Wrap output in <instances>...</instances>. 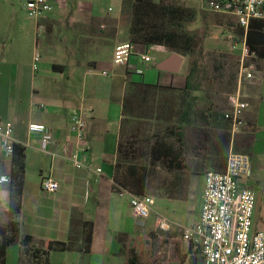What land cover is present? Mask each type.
Listing matches in <instances>:
<instances>
[{
	"label": "crops",
	"instance_id": "1",
	"mask_svg": "<svg viewBox=\"0 0 264 264\" xmlns=\"http://www.w3.org/2000/svg\"><path fill=\"white\" fill-rule=\"evenodd\" d=\"M29 1L32 0H26ZM66 3L44 19L24 25L19 21L17 0H0V121L12 123L16 144L24 150L22 174H17L13 161H5L2 169L13 181L0 189V217L9 216L12 209V193L17 187V183L13 184L14 179L22 182L16 216L20 234L8 249L7 264H126L124 243L119 241V236L134 238L157 229L163 209L152 206L150 217L143 220L145 225L139 231V219L119 200V197H125V192L121 195L113 189L125 96L133 84L183 89L189 64L185 65L187 58L164 46L138 45L129 63L117 65L114 51L118 45L129 42L125 39L124 29L127 27L125 22L131 18L133 0H118L116 6L96 0ZM60 13L65 15L58 16ZM62 23H72L75 30L79 29V39L89 42L83 51L94 53L105 40L111 41L109 50L91 54L89 59L69 44L55 43L50 48L49 31L57 28L56 33H59L58 25ZM40 30L45 33L46 41H39ZM12 36L8 51L4 44ZM152 49L161 53L160 58L151 56ZM36 53L41 55L40 63L51 65L39 76H35L33 70ZM29 54H32L31 78L27 75L30 65L21 61ZM142 54L149 55L152 61L144 62ZM5 55H8L7 59ZM162 64H166L165 70L159 68ZM243 92L249 103L244 114L245 128L237 137L232 133L227 137L224 153L229 154L236 144L240 146L242 141L249 139L245 154L251 158L252 174L241 179L252 189L251 186L264 182V63L257 68L255 81L246 84ZM75 109L85 112L87 122L89 154L83 169L75 168L63 154L68 144L76 150L77 138L70 129V115ZM31 124H42L49 129L53 137L49 146L51 154L42 150V135L29 131ZM216 151L207 147L197 157L205 166H217L212 159ZM98 168L102 169V174L97 173ZM31 173L38 176L29 180ZM49 177L59 183V190L54 194L44 191L41 186ZM203 190L204 181L199 210L185 222L173 220L171 228L165 229L166 232L171 230L168 234L173 236L167 249L173 260L166 264L198 263L200 253L184 240L183 231L200 218ZM160 200L163 208H167L166 204H183L165 198ZM74 216L94 224L88 254L79 249H56L55 243H68ZM25 237H31L32 241L29 244L23 242ZM78 246H82V240Z\"/></svg>",
	"mask_w": 264,
	"mask_h": 264
},
{
	"label": "rangeland",
	"instance_id": "2",
	"mask_svg": "<svg viewBox=\"0 0 264 264\" xmlns=\"http://www.w3.org/2000/svg\"><path fill=\"white\" fill-rule=\"evenodd\" d=\"M67 4L74 2H83L85 0H62ZM106 5H115L118 0H96ZM26 0H17L19 21L25 25H32L35 19L28 15L25 9ZM165 3L185 8H196L200 10V18L192 23L190 26L182 30H176L182 40L194 37L195 46H193L194 55H188L187 62L189 64V71L195 59H200L202 68L200 73V87L199 91H192L189 94L185 92V88H150L146 86L131 87L127 91L125 112L121 122L119 133V141L122 144V150L117 162L120 164L118 172L119 177L131 176V168H135L139 173L147 174V191L146 195L153 198V207H162L160 214L161 222L157 229L149 231L148 234L135 236L134 238L127 237V245L132 242L142 243L144 248L146 241L151 238H156V246L163 254L168 249L172 241V235L165 231L167 227L171 228L173 220L186 221L191 215L200 208V196L203 189L204 176L207 170L214 169L216 171H223L227 162L228 153H224L227 148V137L232 133V127L228 121L220 122L218 125H213V118L216 114L225 115L230 110V98L236 92L234 90V78H238L239 71V54L233 50L234 40L238 39L235 32L228 29V21L233 19L222 17L212 13L204 12L200 9V0H157V3ZM134 3V2H133ZM104 6V5H103ZM61 5H55L52 13L60 9ZM131 18L125 22L127 26L125 31V39L130 42V31L133 18V4L131 6ZM65 13H60L58 16H64ZM106 15V10H105ZM113 15V14H111ZM164 21H156L160 27L164 26ZM59 33L57 28L49 31L48 44L51 48L55 43H60L62 46L72 45L81 56L89 59L92 55L106 52L111 46V41L105 40L98 51L89 53L84 50L88 47V41L80 40L78 33L79 29L75 30L73 24L62 23ZM123 27V23H122ZM121 27V28H122ZM102 31H105L102 29ZM39 41H46L45 33L40 30ZM13 36L4 44L6 48L13 42ZM33 44L31 45V47ZM33 50V48H30ZM168 49V48H167ZM42 52V49H38ZM81 51V53H80ZM151 56L160 58L161 53L157 50H151ZM40 54V53H39ZM67 55V53H65ZM106 54V53H105ZM51 56V55H50ZM105 56V55H104ZM53 58V56H51ZM5 59L8 55H5ZM32 54L22 58L26 61L27 75L31 78L30 60ZM262 65V62H259ZM49 65V64H48ZM44 63L38 64V70L34 72L35 76H39L50 69ZM188 104L192 105V114L196 123L194 125H184L183 132L185 134L184 140V163L186 169L183 171H171L163 163H154L151 158V147L156 140H161L167 144L174 145L179 148L177 135L174 131L180 125L181 114L188 110ZM114 108V107H113ZM111 128L113 126L111 125ZM230 131V132H229ZM241 133V132H239ZM237 133L235 137L238 136ZM233 134V133H232ZM236 141L235 143H237ZM249 139L242 141L241 145H235L233 151L238 153H247ZM212 148L216 151L215 157H212L213 162L217 166H205L200 159L199 153L205 148ZM30 179L38 176L31 173ZM242 179L245 185L246 180ZM256 195V210L254 214V228L256 230H264V182L261 184L251 186ZM124 193L123 197H119L123 206L131 208V195L127 191L120 190ZM127 192V193H126ZM130 194V193H129ZM16 196H18L16 194ZM120 196V195H119ZM169 197V198H168ZM160 198H165L171 201L183 202L177 204L180 206H173V204H166L167 208H163ZM15 206L18 204V198L14 202ZM184 205V206H182ZM132 210V208H131ZM9 216L0 217V226L6 231H9L11 220H17V217ZM162 224H166V228H162ZM169 228V229H170ZM148 229V227H147ZM146 229V230H147ZM185 230V228H184ZM184 232V231H183ZM181 234V233H180ZM146 249V248H145Z\"/></svg>",
	"mask_w": 264,
	"mask_h": 264
},
{
	"label": "built area",
	"instance_id": "3",
	"mask_svg": "<svg viewBox=\"0 0 264 264\" xmlns=\"http://www.w3.org/2000/svg\"><path fill=\"white\" fill-rule=\"evenodd\" d=\"M200 9L222 17L234 19L243 35L235 39L233 50L239 54L237 90L230 98V110L225 120L230 123L235 136L245 128L244 114L249 103L243 92L246 84L256 79L257 66L247 48L248 31L254 21H264V0H200ZM62 0H32L26 3L28 15L44 19L52 13L55 5L64 4ZM138 44L131 42L118 45L114 51V63L125 65L136 53ZM144 62H151L147 54H142ZM33 70H38L41 55H34ZM107 73L104 72V75ZM70 129L77 138L76 150L67 145L63 154L75 168L86 167L89 144L86 141V115L83 110L75 109L70 115ZM31 133L42 135V150L48 154L53 137L42 124H31ZM16 141L12 123L0 121V189L12 182V177L2 172L5 161H13ZM102 174L101 168L97 170ZM252 174L251 158L248 154L230 151L224 171L209 169L204 176L202 209L199 220L185 228L183 238L200 253L197 264H264V230L254 228L256 195L243 185L241 178ZM42 189L50 194L59 190V183L53 178H45ZM121 195H123L121 193ZM133 215L139 220H147L151 215L153 198L149 195H131ZM162 228L166 224L161 225Z\"/></svg>",
	"mask_w": 264,
	"mask_h": 264
},
{
	"label": "trees",
	"instance_id": "4",
	"mask_svg": "<svg viewBox=\"0 0 264 264\" xmlns=\"http://www.w3.org/2000/svg\"><path fill=\"white\" fill-rule=\"evenodd\" d=\"M133 18L130 31V42L143 46H164L172 53L179 54L183 57L194 55L193 46H195L194 37L188 36L187 39L182 40L176 30H182L195 23L200 18V10L196 8H185L165 3H157V0H133ZM156 21H164V26L160 27ZM228 29L235 32L238 36L243 35V31L238 28L236 22L228 21ZM235 42V41H233ZM247 48L250 55L255 54L258 69L262 67L259 62L264 63V21H254L251 29L248 31ZM200 59H195L190 68L189 75L185 86V92L189 94L192 91H199L200 73H201ZM234 90L237 89V77L234 78ZM146 86L144 84H133L131 87ZM128 91V90H127ZM127 95V93H126ZM126 106V96L123 106V115ZM189 109L184 111L180 117V125L174 131L177 135L179 148L174 145L167 144L164 141L156 140L151 147V158L154 163H163L171 171H183L187 167L184 163V140L185 134L183 132L184 125H194L196 123L192 114V105L188 104ZM216 117H211L213 125H218L225 120V115L216 114ZM122 150V144H118V157ZM24 150L15 145V154L13 164L16 167L17 174L24 172ZM120 164L117 162L114 175L115 191L124 190L134 196H144L147 191V174L139 173L135 168H131V176L119 177L118 172ZM225 169V168H224ZM222 172V171H219ZM13 181V179H12ZM12 183V182H11ZM17 187L12 193L13 205L10 215L15 217L19 212V197L22 195V186L20 179H14ZM16 194L18 196H16ZM18 198V204L15 206L14 202ZM169 198V197H168ZM10 230L6 231L0 226V264H7V252L9 247L14 244L20 234L19 223L12 219L10 223ZM94 224L92 222L83 221L82 218L74 216L71 221V234L68 243H55L56 249L61 251L79 249L81 252L88 254L91 250V243L93 240ZM82 240V246H78L79 241ZM23 242L29 244L32 241L31 237H25ZM119 241L124 243L123 253L126 257V264H166L173 260L168 254L167 249L164 254L158 250L156 246V238H151L146 241L145 248L142 243L132 242L127 245V236L120 235ZM171 257V258H170Z\"/></svg>",
	"mask_w": 264,
	"mask_h": 264
},
{
	"label": "water",
	"instance_id": "5",
	"mask_svg": "<svg viewBox=\"0 0 264 264\" xmlns=\"http://www.w3.org/2000/svg\"><path fill=\"white\" fill-rule=\"evenodd\" d=\"M159 68H160L161 70H165V69H166V64H162V65H160ZM144 225H145V221H143V220H139V221L137 222V226H138L137 229H138L139 231H142ZM138 234H139V232H138Z\"/></svg>",
	"mask_w": 264,
	"mask_h": 264
}]
</instances>
